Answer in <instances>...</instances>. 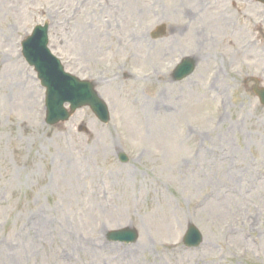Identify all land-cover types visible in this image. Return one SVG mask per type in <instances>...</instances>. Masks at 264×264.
<instances>
[{"label": "rangeland", "instance_id": "374dc122", "mask_svg": "<svg viewBox=\"0 0 264 264\" xmlns=\"http://www.w3.org/2000/svg\"><path fill=\"white\" fill-rule=\"evenodd\" d=\"M178 2L0 0V264H264V107L241 86L248 74L264 85V51L258 40L253 59L235 56L236 39L219 50L190 26L172 36L186 28ZM44 22L65 69L96 82L108 123L87 107L44 123V91L19 45ZM161 23L165 35L151 39ZM192 53L193 74L170 83L172 62ZM249 181L261 203L231 221ZM187 223L202 234L197 248L182 246ZM126 226L135 243L106 241Z\"/></svg>", "mask_w": 264, "mask_h": 264}, {"label": "water", "instance_id": "95a60500", "mask_svg": "<svg viewBox=\"0 0 264 264\" xmlns=\"http://www.w3.org/2000/svg\"><path fill=\"white\" fill-rule=\"evenodd\" d=\"M163 27L158 28L162 32ZM45 32L46 27H37L33 37L28 38L24 44L26 50L24 55L29 63L34 65L39 72V77L47 87V122L54 124L58 121L65 120L69 113L63 108V103L69 101L71 111L83 104H88L99 118L104 121L108 120V113L104 103L98 98L92 89L90 83L79 82L75 78L63 73L59 62L52 57L45 49ZM194 67V61L186 59L176 69V78L180 79L191 73ZM258 94L264 102V89H260ZM123 159H126L122 155ZM193 234V236H192ZM108 237L121 240H135L136 232L133 229L120 231H111ZM187 242L196 243L200 240V234L193 225H189Z\"/></svg>", "mask_w": 264, "mask_h": 264}, {"label": "flooded vegetation", "instance_id": "af4514ba", "mask_svg": "<svg viewBox=\"0 0 264 264\" xmlns=\"http://www.w3.org/2000/svg\"><path fill=\"white\" fill-rule=\"evenodd\" d=\"M175 13L192 24L194 35L199 36L198 31L209 34L210 38L204 41L216 47L220 37L238 35L240 47L246 49L250 47L245 36L251 22L252 30H256V0H187L178 4ZM187 29L188 25L183 30L175 28L172 34L178 32L182 36ZM241 31L243 34H240Z\"/></svg>", "mask_w": 264, "mask_h": 264}, {"label": "bare ground", "instance_id": "6f19581e", "mask_svg": "<svg viewBox=\"0 0 264 264\" xmlns=\"http://www.w3.org/2000/svg\"><path fill=\"white\" fill-rule=\"evenodd\" d=\"M224 167H226V166H224ZM226 173H228V167L225 169V173H223V175H226ZM260 176H261V174H260ZM260 176H257L258 182L264 183V179H262V177H260ZM252 185H253V183L251 181H249L247 186H244L242 183H241V186H239V190H238V194H237L238 198L235 200V201H238V205H236V203H232L231 204L232 206H230L231 207L230 208L231 212H229V213L233 214V218H230L231 221L234 219V217L236 215H238L239 220L246 219V217L243 214L240 213V210H238V209H241V206H243L245 208H249V209L252 208L253 209V205H255L256 203H258V205H259L261 203V200H262L263 196L261 195V193H259L260 197H258L256 195L254 196L253 192L250 190ZM217 192H219V189L217 190ZM230 192H232V193L235 192V190L233 189V187L231 185L224 187L223 190L221 191V194L222 195H227L226 198H229V199L232 200L234 197L229 195ZM211 195H213V194H211ZM214 195H215L214 197H216V193L215 192H214ZM217 196L219 198H224V199H221V201L224 200L223 204H222V205H224L225 202H226V200H225L226 198L225 197H221L220 195H217ZM241 237H242V240H244V242L247 240L245 233H242Z\"/></svg>", "mask_w": 264, "mask_h": 264}]
</instances>
